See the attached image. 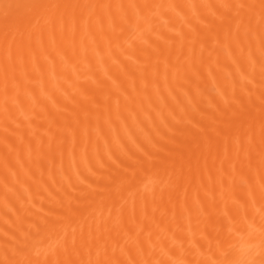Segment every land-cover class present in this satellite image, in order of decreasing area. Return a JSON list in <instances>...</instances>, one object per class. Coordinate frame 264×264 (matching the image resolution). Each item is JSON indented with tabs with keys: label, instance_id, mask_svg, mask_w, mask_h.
<instances>
[{
	"label": "bare ground",
	"instance_id": "obj_1",
	"mask_svg": "<svg viewBox=\"0 0 264 264\" xmlns=\"http://www.w3.org/2000/svg\"><path fill=\"white\" fill-rule=\"evenodd\" d=\"M0 264H264V0H0Z\"/></svg>",
	"mask_w": 264,
	"mask_h": 264
}]
</instances>
